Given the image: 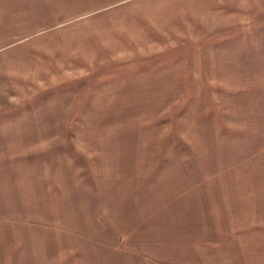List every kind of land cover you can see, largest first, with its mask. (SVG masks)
Returning <instances> with one entry per match:
<instances>
[{"label":"rangeland","instance_id":"374dc122","mask_svg":"<svg viewBox=\"0 0 264 264\" xmlns=\"http://www.w3.org/2000/svg\"><path fill=\"white\" fill-rule=\"evenodd\" d=\"M0 264H264V0H0Z\"/></svg>","mask_w":264,"mask_h":264}]
</instances>
